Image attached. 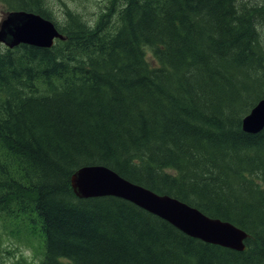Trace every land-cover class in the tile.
<instances>
[{"label": "trees", "instance_id": "obj_1", "mask_svg": "<svg viewBox=\"0 0 264 264\" xmlns=\"http://www.w3.org/2000/svg\"><path fill=\"white\" fill-rule=\"evenodd\" d=\"M104 1L91 25L0 0L63 36L0 44V213L38 228V264H264V129L242 130L264 99V0ZM94 165L235 225L246 249L120 198H77L71 176Z\"/></svg>", "mask_w": 264, "mask_h": 264}, {"label": "water", "instance_id": "obj_2", "mask_svg": "<svg viewBox=\"0 0 264 264\" xmlns=\"http://www.w3.org/2000/svg\"><path fill=\"white\" fill-rule=\"evenodd\" d=\"M56 40H63V36L51 21L37 14L10 11L0 19V44L9 49L19 45L49 49ZM263 129L264 99H261L242 119V130L258 134ZM70 182L79 199L120 198L168 222L189 237L236 252L246 249L248 234L235 225L210 218L175 198L133 184L104 166L81 167L73 173Z\"/></svg>", "mask_w": 264, "mask_h": 264}, {"label": "rangeland", "instance_id": "obj_3", "mask_svg": "<svg viewBox=\"0 0 264 264\" xmlns=\"http://www.w3.org/2000/svg\"><path fill=\"white\" fill-rule=\"evenodd\" d=\"M104 5V0H46L44 6L58 22H62L63 9L67 7L92 25ZM2 16L0 14V18ZM145 58L151 67L158 66L147 48ZM42 252V240L37 227L0 213V264H38Z\"/></svg>", "mask_w": 264, "mask_h": 264}, {"label": "bare ground", "instance_id": "obj_4", "mask_svg": "<svg viewBox=\"0 0 264 264\" xmlns=\"http://www.w3.org/2000/svg\"><path fill=\"white\" fill-rule=\"evenodd\" d=\"M188 205V204H187ZM182 233V232H181Z\"/></svg>", "mask_w": 264, "mask_h": 264}]
</instances>
